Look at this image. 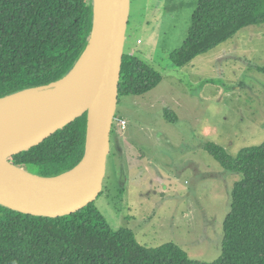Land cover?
I'll return each instance as SVG.
<instances>
[{"label":"rangeland","instance_id":"rangeland-1","mask_svg":"<svg viewBox=\"0 0 264 264\" xmlns=\"http://www.w3.org/2000/svg\"><path fill=\"white\" fill-rule=\"evenodd\" d=\"M195 5L130 1L124 53L148 61L161 80L146 93L119 96L113 122L127 126L117 128L120 143L110 136L104 190L94 204L111 228H129L141 245L170 242L209 262L221 252L241 173L222 167L206 145L236 156L264 140V23L176 67L169 54L182 45Z\"/></svg>","mask_w":264,"mask_h":264},{"label":"trees","instance_id":"trees-1","mask_svg":"<svg viewBox=\"0 0 264 264\" xmlns=\"http://www.w3.org/2000/svg\"><path fill=\"white\" fill-rule=\"evenodd\" d=\"M195 1L183 43L169 54L176 67L238 30L264 23V0ZM91 25V0H0V98L66 75L85 49ZM160 80L148 62L123 53L118 99L146 93ZM85 128L83 114L8 160L44 176L67 171L83 156ZM206 147L222 167L241 173L232 187L216 259H192L170 242L141 245L129 228H111L93 201L59 217L0 205V264H264V140L242 147L236 156L214 143Z\"/></svg>","mask_w":264,"mask_h":264},{"label":"water","instance_id":"water-1","mask_svg":"<svg viewBox=\"0 0 264 264\" xmlns=\"http://www.w3.org/2000/svg\"><path fill=\"white\" fill-rule=\"evenodd\" d=\"M130 1L91 0L92 25L88 41L70 71L46 85L29 87L0 98L33 88L56 92L58 96L65 90L70 93L48 120L28 133L10 136L0 131V205L34 216L59 217L80 210L100 194L118 104ZM87 51L88 59L77 68ZM83 114H86L84 153L73 168L44 176L8 160Z\"/></svg>","mask_w":264,"mask_h":264},{"label":"bare ground","instance_id":"bare-ground-1","mask_svg":"<svg viewBox=\"0 0 264 264\" xmlns=\"http://www.w3.org/2000/svg\"><path fill=\"white\" fill-rule=\"evenodd\" d=\"M88 55L87 51L77 68L86 62ZM69 94V91L65 90L62 96H58L56 92L50 93L33 88L2 98L0 100V131L10 136L28 133L48 120L67 100Z\"/></svg>","mask_w":264,"mask_h":264},{"label":"built area","instance_id":"built-area-1","mask_svg":"<svg viewBox=\"0 0 264 264\" xmlns=\"http://www.w3.org/2000/svg\"><path fill=\"white\" fill-rule=\"evenodd\" d=\"M116 126L120 131L125 130L126 128V121L124 119H116Z\"/></svg>","mask_w":264,"mask_h":264},{"label":"crops","instance_id":"crops-1","mask_svg":"<svg viewBox=\"0 0 264 264\" xmlns=\"http://www.w3.org/2000/svg\"><path fill=\"white\" fill-rule=\"evenodd\" d=\"M125 43H126V41H125ZM145 56H147V55H145ZM147 62H148V61H147ZM121 119H122V118H121ZM115 134H116V135H114V136L116 137L117 142L120 143V142H121V139L118 137V136H119V132H118L117 130H116ZM110 152H111V146H110ZM110 152H109V153H110Z\"/></svg>","mask_w":264,"mask_h":264},{"label":"clouds","instance_id":"clouds-1","mask_svg":"<svg viewBox=\"0 0 264 264\" xmlns=\"http://www.w3.org/2000/svg\"><path fill=\"white\" fill-rule=\"evenodd\" d=\"M121 119V118H120Z\"/></svg>","mask_w":264,"mask_h":264}]
</instances>
